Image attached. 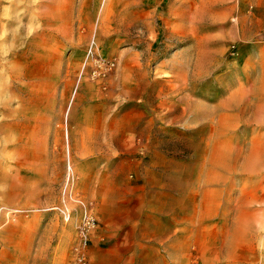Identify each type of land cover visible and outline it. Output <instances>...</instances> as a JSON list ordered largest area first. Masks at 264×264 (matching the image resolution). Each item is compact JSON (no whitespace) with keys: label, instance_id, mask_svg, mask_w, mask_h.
<instances>
[{"label":"rangeland","instance_id":"374dc122","mask_svg":"<svg viewBox=\"0 0 264 264\" xmlns=\"http://www.w3.org/2000/svg\"><path fill=\"white\" fill-rule=\"evenodd\" d=\"M92 57L116 66L92 81ZM74 112L153 118L137 136L153 162L115 169L120 199L70 163ZM29 128L53 167L27 166ZM146 177L153 210L186 178L184 222L141 226ZM176 234L185 256L154 261ZM0 264H264V0H0Z\"/></svg>","mask_w":264,"mask_h":264},{"label":"crops","instance_id":"0c3cea01","mask_svg":"<svg viewBox=\"0 0 264 264\" xmlns=\"http://www.w3.org/2000/svg\"><path fill=\"white\" fill-rule=\"evenodd\" d=\"M151 120L153 118L146 119L144 117L143 120L136 115L130 117L128 114L120 116L104 112H93L89 115L86 112L70 113V163L76 168L81 166L95 169L99 175L105 172L109 176V179L98 182L101 197L104 196L111 200L121 198L123 192L120 189L124 186L122 180L116 176V168L128 164H131L134 168L151 166L152 159L144 161V157L139 156V150H142L140 149V143L143 141L139 142L140 139L137 138L139 130L148 133L146 136H150L148 125ZM27 131L29 134L26 136L30 137L29 139L32 142L30 148L27 149L28 152L32 153L30 160L26 163L27 166L38 172H41L40 169L50 167V165L53 167L54 151L59 147L53 144L47 146L46 143L41 142L42 129L29 128ZM125 137H128L130 142L128 140L124 142L123 138ZM27 144L26 142L25 146ZM142 145L144 144L142 143ZM47 151H50L51 154ZM149 152L152 153V151ZM33 184L35 185L32 191L37 193L38 198L36 199H40L44 188L37 181ZM154 184L156 185L152 179L146 177L140 185L135 186L138 187L136 197L141 200V204L143 203V207L146 209L144 213L142 211L145 217L139 220L141 226L146 225V223H154L152 221V215L154 214L165 217L166 219L160 222H165L168 225L184 222L188 213L186 178L174 177L169 179L166 182V191L164 192L168 197L161 199V203L157 205L159 207L153 210L149 205V201L152 199ZM19 186V182L11 181L8 185L9 194L24 193L25 188ZM131 194L132 197L135 195L132 191ZM189 212L194 214L192 208L189 209ZM180 237L181 234H176L175 237L171 238V241L163 240L160 242L159 246L162 247V251L153 254V260L158 262L180 261L185 256L181 242H178ZM144 256H147V254Z\"/></svg>","mask_w":264,"mask_h":264},{"label":"built area","instance_id":"2783aa9c","mask_svg":"<svg viewBox=\"0 0 264 264\" xmlns=\"http://www.w3.org/2000/svg\"><path fill=\"white\" fill-rule=\"evenodd\" d=\"M116 66V60H105L102 58H94L91 60V68L89 71V77L92 81L101 80L106 77L108 72L112 71ZM95 227L94 219L91 215H84L78 226L79 235L84 238L88 231ZM84 238V243H85Z\"/></svg>","mask_w":264,"mask_h":264}]
</instances>
